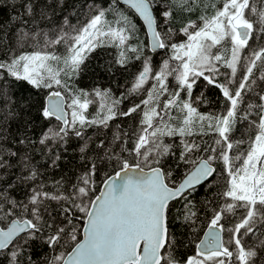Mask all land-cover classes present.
I'll return each mask as SVG.
<instances>
[{"label":"snow or ice","instance_id":"obj_1","mask_svg":"<svg viewBox=\"0 0 264 264\" xmlns=\"http://www.w3.org/2000/svg\"><path fill=\"white\" fill-rule=\"evenodd\" d=\"M5 2L20 11L0 19V264H264V0L259 8L252 0H222L219 7L202 0H109L100 8L101 0H90L83 24L64 16L55 32L40 24L62 0ZM121 2L143 21L150 45L139 41ZM178 15L188 19L176 28ZM257 32L261 46L253 48ZM103 47L119 49L121 68L141 62L128 90L145 97L139 103L122 109L127 96L71 83ZM145 48L169 56L154 67ZM201 78L220 90L219 113L199 111L209 103L203 93L193 95ZM23 85L31 94H21ZM93 94L103 102L90 118ZM134 114L137 129L117 125L110 141L92 147L89 128ZM37 121L48 127L33 139ZM242 122L246 132L237 138ZM72 137L82 141L86 170L67 186L63 177L49 181L48 170L60 168ZM173 159L185 169L179 181ZM105 162L112 171L98 185ZM217 162L226 182L218 205L204 202L211 215L202 231L204 209L194 196L214 182Z\"/></svg>","mask_w":264,"mask_h":264},{"label":"trees","instance_id":"obj_2","mask_svg":"<svg viewBox=\"0 0 264 264\" xmlns=\"http://www.w3.org/2000/svg\"><path fill=\"white\" fill-rule=\"evenodd\" d=\"M215 0H202L203 2H212ZM63 7H57L55 12H49L51 16V20L43 21L40 24V27L43 28L45 32H55L58 26H63L62 17L67 16L71 25L79 27L83 24L87 16L91 13L88 12V9L84 6L87 4L91 7L90 0H62ZM109 0H101L100 3H97L95 6L97 8L105 6ZM253 4L256 7L261 6V0H252ZM120 10L124 11L125 14L132 17L136 25L138 26L137 36L140 42H143L145 45H149L148 37L146 36L145 27L143 26L140 19L134 15V13L121 4ZM20 9L12 8L9 6L5 0H0V19L7 20L10 15H14ZM75 12V14H74ZM200 10L197 11L196 14L192 15V19H196L197 15H199ZM110 20H113L114 17H109ZM177 22L174 27L179 28L183 25V23L188 19L185 15H178ZM260 35L258 32L256 34L255 42L250 41V45L253 48H259L261 46ZM178 39H184L182 36ZM136 41H133L135 43ZM28 51H33V47H29ZM55 50L58 53L64 52V46L59 45L55 47ZM248 49H245V52H248ZM119 49L115 47H103L97 48L94 52L91 53L89 59L86 61L87 69L79 76L74 78L71 83L76 88H84L86 91L93 92L94 89H111L114 98H120L122 95L127 96L126 99L123 100L120 107L122 109H126L131 106L132 103H139L143 98V95L139 96H130L128 95V90L131 88L134 77L136 73L141 68L140 61H134L133 63L127 66V69L121 68L118 64L115 63L116 58L118 57ZM144 54L146 56H150L152 58V63L154 67H159L161 62L164 59H167L169 53L167 50H159L155 53L150 51V48H145ZM169 83H174L171 80ZM21 94L23 95L26 91L31 94V90L27 85H23L20 89ZM200 93H203L209 103L200 104L199 111L201 112H212L219 113L222 111V104L220 103L222 99V95L219 89H216L214 86L207 85L205 81L201 78L197 82V85L194 86L193 95L198 96ZM183 96V93L181 94ZM89 99L93 100V103L89 106L88 114L90 118L96 117L97 113L100 111L99 105L103 101L99 97H95L94 94L89 97ZM243 107V106H242ZM139 119L134 114L133 117H120L112 122H110V126L108 128H89L87 130V134L92 136L94 143L92 147H95V144L99 142L100 139H104L105 142H108L112 139L114 133L117 132V125L120 126V129L128 132H132L133 130L138 128ZM48 125L45 122L37 121L35 127L33 128V139L38 137ZM246 132V122L238 123L236 125V132L233 134L237 138H241V133ZM209 143H211V138L205 137ZM131 143V142H130ZM82 144L78 138L72 137L67 145V150L63 152L64 159L60 164V168L58 170L49 169L48 180H59L62 177L66 181L67 184L74 183L79 175L86 170L87 165L80 161V152L79 147ZM91 156L95 157V153H90ZM39 159V156L37 157ZM176 161L173 159L170 162V166L173 167L174 170V178L179 181L184 172V166L181 165L180 168H175ZM217 174L215 175L214 182L209 186L205 185L198 189L197 193L194 196V203L197 208L204 209V202L206 200H214L213 206H216L220 203L219 193L224 190V185L226 182V172L223 171V166L220 162H217ZM112 165L111 163L105 162L99 164V171L95 177L97 184L99 185L103 175L105 172H111ZM51 190V189H49ZM20 196L22 193H15ZM201 228L203 231V225L206 224L207 218L211 215V209L207 208L201 211ZM179 232H185L186 229L176 228ZM259 235V233H257ZM184 238V237H182ZM187 238H192L191 233H189ZM190 247H194L190 246ZM191 254L190 250H182Z\"/></svg>","mask_w":264,"mask_h":264},{"label":"rangeland","instance_id":"obj_3","mask_svg":"<svg viewBox=\"0 0 264 264\" xmlns=\"http://www.w3.org/2000/svg\"><path fill=\"white\" fill-rule=\"evenodd\" d=\"M212 2H215L217 7H219L221 5L222 0H215V1H212ZM212 2H208V3L211 4ZM207 11L210 14L211 11H212L211 7H209Z\"/></svg>","mask_w":264,"mask_h":264},{"label":"water","instance_id":"obj_4","mask_svg":"<svg viewBox=\"0 0 264 264\" xmlns=\"http://www.w3.org/2000/svg\"><path fill=\"white\" fill-rule=\"evenodd\" d=\"M121 4L123 5V6H125V7H128L127 5H124L122 2H121ZM139 18V17H138ZM140 19V18H139ZM141 22H142V24H143V21L142 20H140ZM143 26L145 27V25L143 24ZM148 42H149V45H150V40H149V38H148ZM157 51H159V50H157Z\"/></svg>","mask_w":264,"mask_h":264}]
</instances>
